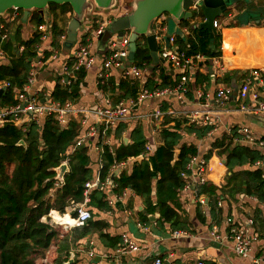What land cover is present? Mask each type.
I'll list each match as a JSON object with an SVG mask.
<instances>
[{
	"label": "crops",
	"instance_id": "0c3cea01",
	"mask_svg": "<svg viewBox=\"0 0 264 264\" xmlns=\"http://www.w3.org/2000/svg\"><path fill=\"white\" fill-rule=\"evenodd\" d=\"M259 1L262 2L264 0H250L249 3L255 5ZM227 10V16H224L222 13L215 21L217 22L215 33H220L221 41L220 56L214 58L219 59L223 70L218 71L210 59L207 61V64H203L205 61L198 62L191 72L192 79L196 72L208 75L210 79L209 85L203 83L201 86L194 88L192 86L193 80H191L188 82L190 88L186 87L187 90L181 99L178 98L176 93L171 92L137 104L130 111L128 120L123 122L122 125L126 128L119 134V138H114V131L118 125L107 132H103L94 116H88L85 124L82 123L84 119L82 115L73 116L69 121V123L77 124L79 128L78 136L73 146L77 141H83L81 147L86 149L90 158L92 179L88 182H94L96 177H99L102 147L107 146L113 152L121 143L128 144L130 142L129 134L137 125H140L142 128L143 135L147 141L146 147L149 148L148 154L150 155L161 145V128H173L176 124H180L182 128L185 121L198 127H210L209 133L201 140H197L193 135H187L184 131L181 134L183 142L196 146L198 158L205 159L206 156L208 157L205 159L208 164V171L205 174V185L210 184L218 189L215 200L217 203H220V206L217 207L216 203L214 213L211 214L207 195H198L195 192V187L188 190L182 189L179 191L177 197L179 208L174 211L181 220L180 222H183L185 228L176 231H184L187 233V236L174 237L172 233L175 231L171 230L168 223L161 225L157 223L159 219L158 213L148 215V221L141 222L139 220V213H143L144 206L142 200L128 189L123 191L119 196L115 195L112 191L114 186H112L113 180L111 181V178L113 177L114 179L121 170L129 173L133 163L140 160V158L130 159L126 163L124 162L125 166L123 168L112 169V174L109 178L110 183L107 185L98 184L96 186H100V189L105 194L107 207L106 210H97L90 207L88 203L87 209L91 214V219L84 226L72 227L69 226L70 221L63 222L65 217L70 218L71 215L69 213L63 215L54 211L50 213L53 217H55L54 214L59 216L55 217L56 223L59 226L64 225L67 228L69 227V230L65 234H62L63 240L59 242L63 259L68 258L69 261L75 262V264H125L127 261L133 259L140 261L141 264H150L155 258L162 259L163 264H197L200 261L205 264H256L255 260L257 258L264 259V201L260 202L257 197L246 194L244 191L233 192L234 181L230 183L231 173L228 172L225 166V155L220 154L218 149H214L211 146L216 139H220L222 136H231L233 130L237 133L242 127L248 128L252 134L264 139V113L254 114L249 111L238 110V102L235 99V95L221 105L217 104L214 96L217 87L230 86L235 90L238 87L240 79L247 72L250 70H260L257 91L264 102V11H256L257 13L251 14V11L245 8L243 2L234 4ZM130 11L131 0H121L115 9L116 14L114 11L101 12L95 9L93 12L85 14L81 27L78 30V41L85 37V41H88L90 44V51L94 56V61L88 70L83 71L85 72V77L80 83L78 98L73 101V106L96 108L104 106L106 102L112 105L117 104L114 100L118 95L117 90H115L114 94H111L104 92L100 88L104 84L100 83L97 74L104 57L108 54L103 50L100 42L93 39L91 34L97 17L98 20L111 21L119 16L127 15ZM72 16V13L67 12L57 18L56 25L61 35H66L67 26ZM241 16L246 17V20L242 23L239 21ZM7 17L8 15L6 14L4 17L1 16L0 22L7 24ZM21 17L15 25L19 24L20 27L19 38L27 40L33 36V31L39 24H31L29 16L25 22H22ZM88 18H93L92 22L94 23L88 22ZM166 18L168 17L163 16L158 20L163 25L160 27L162 28L163 37L166 36L165 32L167 30ZM47 19L50 22V18L48 17ZM188 21L195 26L202 23L204 17L203 19L194 17ZM156 24L154 23V26ZM175 27L180 32L174 33L171 36L175 38L179 36L182 39L189 36L190 31L188 29H181L177 24H175ZM160 28L158 30L155 29L156 33H159ZM248 31H253L251 40ZM225 32L232 34H226V37L224 35ZM239 32H241L245 39L242 42L238 37ZM124 35L129 38L130 32L127 34L124 32ZM11 36L12 32L10 38ZM225 39H228L230 46H232L228 55H225L224 51ZM157 45L160 50L162 43ZM73 52L74 46L70 50L62 47L59 52H56L55 58H49L43 62L35 84L27 91L33 95L39 94L38 96L47 95L52 92L54 85L57 84L58 77L61 75L64 63L67 62ZM158 58L160 60L157 64L151 61L149 67L141 70L143 72V82L129 81L135 84L137 92L139 87L146 85L147 79H151L155 85L161 83L158 73H152L155 67L165 74L170 73L173 76L177 75L180 77L179 71L172 70L159 55ZM199 64L202 65L199 66ZM233 73L237 77L233 78L229 85L226 84L222 78L230 75L233 77ZM110 74L108 80H113L115 84L122 79L121 69H112ZM156 110L162 114L159 119L152 117ZM193 113H197L195 118H192ZM205 115H208L207 118L208 120L210 119L211 124L205 123ZM191 119L194 122H191ZM89 128L96 129L97 134L95 137L87 138L85 136ZM232 144L235 143L232 141ZM73 146L65 154L72 151ZM241 146L259 152L263 159L256 161L253 165L236 168L233 172L239 173L243 170L259 169L262 172V177H264V155L260 150L246 144H241ZM94 188L90 191L94 190ZM200 196H203L207 201V207L198 205L197 198ZM226 219H231L237 225H245L248 220H252L253 224L250 229L252 235L255 236V240L252 242V249L248 258L232 257V253L234 252L231 244L227 241L218 243L210 240L209 232L213 226L217 227L219 234L226 233L228 230ZM43 221H46V218ZM95 222L99 225L94 228L93 224ZM100 234L111 238H119V242L115 247H111L109 244L112 242L105 237L101 239ZM124 235L138 247V252L125 256L117 255V250L121 246L122 236Z\"/></svg>",
	"mask_w": 264,
	"mask_h": 264
},
{
	"label": "trees",
	"instance_id": "16d2710c",
	"mask_svg": "<svg viewBox=\"0 0 264 264\" xmlns=\"http://www.w3.org/2000/svg\"><path fill=\"white\" fill-rule=\"evenodd\" d=\"M228 10L223 12L228 15ZM72 12L68 4L48 5V17L50 18L51 44L55 52H59L62 44L59 43L61 32L58 31L56 20L59 16ZM203 19L202 12L193 13V17ZM29 22L38 25L43 22L36 11L31 12ZM179 28H186L190 31L187 38L176 37V44L186 52L188 56H203L206 61L220 56L221 35L216 32L212 39L206 30L193 28L188 20L181 21ZM7 29L14 32V41L11 38L2 45V49L8 56V61L0 63V80L9 81L16 89H21L27 81L32 58L38 59L40 38L39 35L27 40L19 38V24L6 25ZM232 34V33H224ZM250 40L253 31H248ZM227 37V36H226ZM241 42L244 39L241 32L238 33ZM229 39V38H228ZM228 39L224 41L225 55L232 49ZM86 45L85 37L81 39ZM23 47L20 53L17 48ZM52 52L44 51L39 61L45 62ZM151 57L145 43V37L141 36L136 42V52L133 65L143 70L151 65ZM239 64V63H238ZM240 65V64H239ZM158 73L161 83L155 85L151 79H147L145 87L148 90L174 88L179 83L180 77L165 74L155 67L152 73ZM241 76V75H240ZM85 72H80L78 80L69 90L54 85L52 92L46 97L52 102L64 103L74 101L78 98V91ZM233 77L224 76L223 81L230 84ZM192 86L197 88L203 83L209 85L208 75L196 72L193 76ZM190 85H187L188 88ZM104 92L111 94L117 90L118 95L115 102L135 99L137 89L134 83L126 80H119L117 84L108 80L100 87ZM189 96V95H188ZM190 97V96H189ZM43 98L40 96V99ZM15 104L12 90H5L0 95V107L12 106ZM118 123L114 138L126 128ZM25 128V131L23 129ZM210 127H198L188 121L176 124L173 128H161L159 145L153 154H148L146 139L140 125L135 126L129 134V143H121L113 152L109 147H102L101 169L99 171V185L105 183L112 174V167L119 163H126L130 159L140 158L132 165L131 171L127 173L121 170L113 179V193L117 196L123 191L130 190L142 200L143 213H139V220L147 222L148 215L159 214L158 224L168 223L171 230H181L185 226L176 214L178 209L177 197L185 185L181 173L187 172L186 167L190 159L197 155V148L194 144L183 142L182 132L193 135L197 140L206 137ZM78 126L69 123L63 129L58 126L53 116L41 118L39 123L31 122L17 128L11 121L0 127V264H36L37 260L43 259L50 247L58 246V255L54 264L68 263V258L63 259L59 247L60 233L56 228L50 226L48 215L54 211L60 215L68 213L67 208L83 201L85 192L84 185L92 179L90 158L85 148H75L71 153L65 152L73 146L78 136ZM236 136L233 130L231 136H222L212 143V148L218 149L220 154L225 155V166L231 173L230 183L234 181L232 190L234 193L244 191L253 195L258 200L264 201V177L259 169L243 170L234 173L236 168L246 165H253L256 161L262 160V155L245 146L232 144V137ZM23 142V144H20ZM66 158L68 171L63 176V184L56 187L55 169L61 161ZM208 157L206 156L205 159ZM244 187V189H243ZM218 189L213 185L195 186V192L205 194L208 197L210 213H214L216 206V193ZM89 206L97 210H106L105 194L100 186L89 193ZM175 210V211H174ZM74 216V213L69 212ZM55 217H59L54 214ZM54 220L56 221V218ZM46 218V221L43 219ZM64 220H69L65 217ZM91 225V223H90ZM97 222L93 227H97ZM105 237L115 247L119 238ZM63 240V238H62ZM68 264H75L71 262Z\"/></svg>",
	"mask_w": 264,
	"mask_h": 264
},
{
	"label": "built area",
	"instance_id": "2783aa9c",
	"mask_svg": "<svg viewBox=\"0 0 264 264\" xmlns=\"http://www.w3.org/2000/svg\"><path fill=\"white\" fill-rule=\"evenodd\" d=\"M93 11L94 9L91 12ZM5 14L8 15L7 24H2L0 22V63L4 61L6 62L9 59L7 54L2 49V45L10 39L12 32L10 29L6 28V25H15V23L18 22L19 18L22 16L20 10L16 8L7 11ZM5 14L2 16L4 17ZM47 18L48 17L43 16V19H45L44 22L36 26L33 31V34L35 33L39 35L40 38L39 54L37 56L38 59L32 58L30 61V70L26 84L21 89H16L9 81L0 80V90H3V92L5 90H12L15 100V104L12 106L0 107V127H2L6 122L11 121L12 124L17 128H22L31 122H36L38 124L43 117L53 116L58 126L63 129L68 125L71 117L82 115L84 118L82 121L83 124L86 123V118L88 116H94L97 119V124L101 126L103 132H107L114 128L118 123L127 121L129 118V113L133 107L144 100L158 98L171 92L176 93L178 98L181 99L182 95L187 90L186 87L188 82L192 80V70L196 67L198 62L206 61V59L201 55L188 56L186 52L176 44V38L174 36H169L168 41H166V36L163 37L161 32L162 28H160L163 26L162 22H156V25L159 26L157 30L160 28L159 33H156L154 30L156 34V41L157 44L162 43L160 50L158 47V55L164 62L168 64L172 70H177L180 73L179 83L173 89L148 90L145 86H141L138 89L135 99H130L126 102H120L115 105L106 102L104 106L96 108L75 107L73 106L72 101H65L64 103L52 102L44 94L42 95L43 98L40 99V96H38L39 94L33 95L27 90L35 84L38 72L43 65V62L39 61L42 52L45 50L52 52V55L49 58H55L56 56V52L52 47H50L52 41L50 32L51 23ZM110 22V20L95 21V26L91 34L94 40L98 41V38L101 37V35L105 32ZM213 27L214 29L217 28V22L213 23ZM65 41L66 35H60L59 43L63 45ZM102 48L108 55L104 57L101 68L97 74L101 84H105V82L109 79L112 69H121V78L123 80L131 82H143V72L140 69H138L133 64L124 66V64L128 62L129 55V38L127 36L123 35L120 40H117V36L113 35L106 41L105 46ZM22 50L23 47H18L17 53H20ZM93 61L94 56L90 51L89 42L87 41V44L83 45L81 40L78 41L77 36V41L74 44V52L68 58L67 62L64 63L61 75L58 77L57 84L60 86V88H66L69 90L71 86H73L78 80L79 73L88 70L93 64ZM211 62L218 71L223 70V66L221 65L218 58H212ZM260 73V70H250L247 72L246 75L240 79L238 87L235 90L230 86L217 87L214 93L217 104L221 105L223 102L235 95V99L238 102V110L244 112L249 111L250 113L254 114L264 113V102L261 100V95L257 91ZM161 115V112L156 110L152 117L154 119H159L161 118ZM196 116L197 113H193L192 118H195ZM205 116V123L211 124L210 119L208 120L207 118L208 115ZM191 122H194V120L191 119ZM23 131H25V128ZM96 134V129L89 128L85 133V136L87 138H93L96 136ZM232 141L236 145L246 144L250 147L256 148L264 155V139L252 134V132L246 127L240 128L236 133V137H234ZM82 145L83 141H77L74 144L72 151L75 148L81 147ZM146 148L147 152H149V148ZM72 151L68 152L67 154L71 153ZM61 166H65L67 168L65 171L66 173L68 171L66 158H64L61 161L59 167L55 169V178L57 180L55 185L56 187H61L63 184L64 175L59 176L56 172V170ZM124 166L125 163L122 162L113 166L112 169L114 170L115 168H123ZM186 171L187 172L181 173V178L185 180V185L182 189L188 190L195 186L204 185L206 183L205 174L208 171V164L205 159H200L197 157V155L192 157L186 167ZM108 183H110L109 178H107L103 184L107 185ZM98 184L99 177H96L94 182L85 183L83 201L81 203L74 204L71 207L70 212L74 213V216H70L69 226L81 227L91 219V214L87 209V205L89 203V192ZM197 203L202 207H207V201L203 196L197 198ZM219 206L220 203L218 202L217 207ZM226 223L228 230L225 234H219L216 226L211 228L209 232L210 240L218 243L227 241L231 244L232 250L236 256L243 259L248 258L251 253L252 242L255 240V236L252 235L250 229L251 225L253 224L252 220H248L245 225L234 224L231 219H226ZM172 235L174 237L187 236V233L184 231H175L172 233ZM138 250V247L127 236L124 235L122 236L121 246L117 250V255H131L138 252ZM255 263L264 264V259L257 258ZM150 264H163V261L160 258H155ZM197 264L205 263L200 261Z\"/></svg>",
	"mask_w": 264,
	"mask_h": 264
},
{
	"label": "water",
	"instance_id": "95a60500",
	"mask_svg": "<svg viewBox=\"0 0 264 264\" xmlns=\"http://www.w3.org/2000/svg\"><path fill=\"white\" fill-rule=\"evenodd\" d=\"M120 1V0H119ZM118 0H0V17L11 9H19L22 11V22H25L31 12L36 11L39 18L48 17V5L68 4L72 9V18L68 23L66 30V41L62 47L71 49L77 41L78 30L86 13H90L93 9L97 11L110 12L115 11ZM243 2L241 0H131V11L124 16H119L111 20L105 32L98 38L101 46L104 47L106 41L113 35L122 38L124 32H130L129 35V65L134 60L136 52V42L139 37H145V43L149 51L153 63L157 64L158 45L156 34L154 32L159 26L153 24L158 20L167 16L174 24L181 21L189 20L193 17V13L202 12L204 21L193 26V28L206 30L212 39L215 34L213 23L216 19L232 5ZM244 3V2H243ZM120 4V3H118ZM14 32H12L11 40L14 41ZM166 41L168 37L166 36ZM205 61L203 64H207ZM202 64H199L201 66ZM3 90H0V95ZM23 144V142H20ZM65 166H61L56 170L58 175H64ZM113 177L111 178V181ZM71 207L67 208L70 212ZM69 261L68 263H71ZM66 263V264H68Z\"/></svg>",
	"mask_w": 264,
	"mask_h": 264
},
{
	"label": "rangeland",
	"instance_id": "374dc122",
	"mask_svg": "<svg viewBox=\"0 0 264 264\" xmlns=\"http://www.w3.org/2000/svg\"><path fill=\"white\" fill-rule=\"evenodd\" d=\"M241 1H243L244 2V6H245V8L247 9V10H249V11H251V14L252 13H257L258 11L259 12H263L264 11V1H262V2H256L257 4H255V5H253V4H250L249 2H250V0H241ZM118 2H119V0H118ZM118 2H117V4H118ZM120 2H121V0H120ZM119 2V3H120ZM250 7V8H249ZM257 11V12H256ZM20 12L22 13V11L20 10ZM115 12V11H114ZM117 13H119V12H117ZM264 13V12H263ZM96 14V13H95ZM115 14H116V12H115ZM251 16V15H250ZM258 16H259V14H258ZM59 18V17H58ZM86 20V19H85ZM246 20V17L245 16H241V18L239 19V21L242 23V22H244ZM93 21V18H88V22H91V24L92 23H94V22H92ZM96 21H98V17L96 18ZM165 23H166V32H165V35L167 36V37H169V36H171L172 34H174V33H179L180 31L175 27V24L173 23V21H171V19H169V18H166V20H165ZM127 33H129V32H127L126 31V34ZM117 40H120V38H117ZM129 64V62H126L125 64H124V66H127ZM49 217H48V222H49V224H50V226H52V227H54V228H56V230L60 233V239H59V242L62 240V234H65V232H67L68 230H69V227L67 228V227H65L64 225L63 226H59L57 223H56V221L54 220V218H53V215H48ZM65 227V228H64ZM71 229V228H70ZM58 244V243H57ZM64 244V243H63ZM59 246H60V243H59ZM58 249V246L57 245H54V246H52V247H50V249L47 251V253L45 254V256H44V258L43 259H39V260H37V262H36V264H54V261H55V259L57 258V255H58V251H57V249ZM232 257H234V258H239L238 256H236L234 253H232ZM135 259H133V260H129V261H127L125 264H141L140 263V261H138V260H135Z\"/></svg>",
	"mask_w": 264,
	"mask_h": 264
},
{
	"label": "bare ground",
	"instance_id": "6f19581e",
	"mask_svg": "<svg viewBox=\"0 0 264 264\" xmlns=\"http://www.w3.org/2000/svg\"><path fill=\"white\" fill-rule=\"evenodd\" d=\"M69 220H63V222H68Z\"/></svg>",
	"mask_w": 264,
	"mask_h": 264
}]
</instances>
